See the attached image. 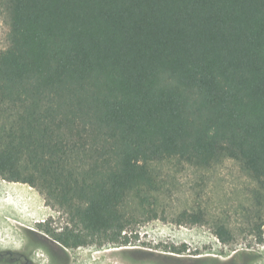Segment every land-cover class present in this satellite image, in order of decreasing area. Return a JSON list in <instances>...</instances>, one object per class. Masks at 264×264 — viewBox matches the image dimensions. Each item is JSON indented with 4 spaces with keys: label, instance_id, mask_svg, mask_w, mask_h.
Segmentation results:
<instances>
[{
    "label": "trees",
    "instance_id": "16d2710c",
    "mask_svg": "<svg viewBox=\"0 0 264 264\" xmlns=\"http://www.w3.org/2000/svg\"><path fill=\"white\" fill-rule=\"evenodd\" d=\"M8 13L0 178L67 217L38 223L52 242L132 245L158 218L156 164L168 159L232 158L264 191V0H9ZM214 234L232 240L225 225Z\"/></svg>",
    "mask_w": 264,
    "mask_h": 264
},
{
    "label": "rangeland",
    "instance_id": "374dc122",
    "mask_svg": "<svg viewBox=\"0 0 264 264\" xmlns=\"http://www.w3.org/2000/svg\"><path fill=\"white\" fill-rule=\"evenodd\" d=\"M8 5L0 0V51L9 32ZM156 168L164 188L149 209L158 218L130 232L139 237L132 245L101 248L66 249L52 242L38 223L53 218L62 227L67 217L48 207L38 190L0 178V252L23 254L33 264H264V191L241 162L223 157L201 167L175 158ZM185 211L200 213L204 224H178ZM216 225L229 229L230 243L216 237Z\"/></svg>",
    "mask_w": 264,
    "mask_h": 264
},
{
    "label": "bare ground",
    "instance_id": "6f19581e",
    "mask_svg": "<svg viewBox=\"0 0 264 264\" xmlns=\"http://www.w3.org/2000/svg\"><path fill=\"white\" fill-rule=\"evenodd\" d=\"M14 188H15V186H14ZM18 188V187H17ZM8 189V188H7ZM10 189V188H9ZM13 189V188H12ZM14 190V189H13ZM21 190V189H20ZM19 190V191H20ZM23 190V189H22ZM16 191H17V189H16ZM12 192V191H11ZM22 192V191H21ZM24 192V191H23ZM22 194V193H21ZM26 194V193H25ZM24 195V194H23ZM14 196H16V195H14ZM26 196H27V194H26ZM22 198V197H21ZM31 222V221H30ZM93 259V258H92ZM93 262V261H92ZM105 263V262H104ZM93 264H94V262H93ZM102 264V263H101ZM119 264V263H118Z\"/></svg>",
    "mask_w": 264,
    "mask_h": 264
},
{
    "label": "crops",
    "instance_id": "0c3cea01",
    "mask_svg": "<svg viewBox=\"0 0 264 264\" xmlns=\"http://www.w3.org/2000/svg\"><path fill=\"white\" fill-rule=\"evenodd\" d=\"M14 184H19V183H14Z\"/></svg>",
    "mask_w": 264,
    "mask_h": 264
}]
</instances>
